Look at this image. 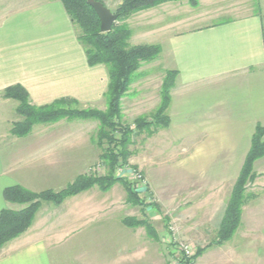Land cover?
<instances>
[{
    "label": "crops",
    "instance_id": "0c3cea01",
    "mask_svg": "<svg viewBox=\"0 0 264 264\" xmlns=\"http://www.w3.org/2000/svg\"><path fill=\"white\" fill-rule=\"evenodd\" d=\"M192 9L200 11L187 10L156 28L161 39L156 62L165 66L156 77L160 84L156 91L140 89L138 98L129 100L147 104L154 94V104L146 109L153 111L165 72H176L170 122L163 132L171 143L188 137H198V143L186 157L189 167H159L152 185L161 201L218 192L210 215L217 231L232 190L224 177L239 161L232 172L237 171L236 181L255 128L264 127V0H198ZM77 37L60 0H0V213L22 208L5 201V190L59 192L89 175L99 161V147L81 123L87 121L37 125L16 137L11 129L19 121L18 103L2 97L7 88L20 86L36 107L69 99L76 108L104 111L106 69L88 66ZM130 109L122 107L124 118ZM252 173L247 186L252 199L241 215L244 246L216 251L213 256L226 258L206 264L257 263L252 257L264 249V157L254 162ZM124 203L127 195L119 183L106 191L93 187L60 205L42 202L31 227L0 250V264H151L148 233L123 224L132 216L117 215Z\"/></svg>",
    "mask_w": 264,
    "mask_h": 264
},
{
    "label": "trees",
    "instance_id": "16d2710c",
    "mask_svg": "<svg viewBox=\"0 0 264 264\" xmlns=\"http://www.w3.org/2000/svg\"><path fill=\"white\" fill-rule=\"evenodd\" d=\"M71 23L77 29L78 41L81 44L89 67L103 66L106 69L108 85L105 93L106 108L77 109L73 100L61 99L50 105L36 107L30 104L26 91L20 86L7 88L3 98L18 103L16 113L19 121L12 125L11 134L16 137L28 135L37 125H49L60 120L96 121L97 131L93 141L99 147V160L107 172L104 176L82 175L59 192L44 191L31 193L21 187L4 191V199L10 204L22 207L18 211L5 209L0 213V250L12 240L25 233L32 225L42 202L60 205L64 200L74 197L93 187L102 191L119 183L123 186L127 203L141 209H157L153 203L146 205L141 197L146 190H136L134 183L123 178H116L114 170L119 165H127L132 153L129 150L135 135L153 136L169 126L167 110L171 100L176 72L166 71L159 90V105L152 113L136 118L131 125L122 121V99L127 95L131 85L141 76L139 69L144 64L155 62L160 54L159 45L130 46L131 30L126 22L135 14L149 11L166 3L184 2L196 8L198 0H121L111 12L117 20L110 32H100V21L87 0H60ZM102 3L103 0H95ZM264 157V127L257 126L251 137L250 149L242 169L232 187L226 209L216 231L213 245L221 246L231 240L241 224L242 208L252 199L247 193V186L252 181L253 164ZM123 224L135 229L143 227L149 236L154 230L147 219L125 218ZM204 249L197 250L195 258L203 254Z\"/></svg>",
    "mask_w": 264,
    "mask_h": 264
},
{
    "label": "rangeland",
    "instance_id": "374dc122",
    "mask_svg": "<svg viewBox=\"0 0 264 264\" xmlns=\"http://www.w3.org/2000/svg\"><path fill=\"white\" fill-rule=\"evenodd\" d=\"M103 1L109 10H114L121 0ZM187 10L191 12L200 11V9L190 8L186 3L174 2L166 3L155 9L133 15L126 22L132 35L129 40V45L131 47L138 45H159L161 39L158 38L159 34L156 28L162 24L171 23L182 18L185 16ZM163 69L165 70V66L160 60L159 62L155 61L150 64H144L139 69L138 74L141 76L131 85L127 95L122 99L121 109L123 107L126 111L132 108L130 109L131 111L126 112L125 118L122 116L123 123L131 125L135 120L132 121L130 118L131 116H136L138 118L141 115V112L148 115L155 111V109L151 112L146 110L148 109V106L154 104V94L150 96L147 104L146 102L133 103L129 99L136 100L139 96L140 89L142 91L144 87H149L153 91H156V85L160 84V81H158L156 77H160L164 73ZM148 75H151L152 78L144 81ZM77 109H80L79 105L77 106ZM81 123H84V131L94 137L98 127V124H96L97 122L87 121ZM131 127H133V125H131ZM132 141L133 143L131 147H129L132 155L129 158L127 165L117 166L114 173L118 168H123V170L127 169L126 171L128 175L139 173L147 184L144 188V190L147 189V192H144L141 197L146 199V205L153 203L157 206V209L144 210L140 207L124 203L121 205L120 210H118L117 215L119 217L132 216L138 219H147L156 236V238L147 236V247L150 253L148 259L151 264H182L183 261L187 264H206L211 263L213 258H226V254L222 257L216 255L213 256V254H221L223 250H228L229 247L244 246L243 244L245 240L242 241L243 239L240 238L245 234L244 225L242 224L238 227L233 238L222 245L223 247H221V249H218L212 244L216 234L214 228L216 225L215 223H212L213 219L210 215H212V207L218 192L215 194L212 193L211 196H208L207 193L203 194L202 192H196L181 199L176 198L172 201H161L154 190L152 180H156L159 177L158 172L155 171L157 168L163 167L164 169H168V167L170 168L174 164L179 167H189L192 164V161L186 159V157L190 150L197 145L198 137H188L181 139L178 142L171 143L167 133L162 130L158 131L153 136H147L146 134L135 135L132 137ZM238 162L239 161H233L229 166L230 171L234 172L236 170L239 166ZM218 167H220L219 169H223L221 165ZM88 172L89 175L104 176L107 172V168L105 164L99 160ZM148 172H151V176L149 177L147 176ZM232 172H230V175L227 177H224L226 180L225 185L227 188L230 187V190L235 182L236 175L234 176V174H236L237 171L234 174H232ZM129 180L131 179H128V181ZM134 181L137 184L139 183L137 180ZM129 182L133 184L132 181ZM206 195L207 199L203 200ZM212 196L214 199L209 198ZM210 200L211 202L208 203ZM205 203H207L208 207ZM136 231L145 233L143 227L137 228ZM247 242L249 243L250 240ZM71 243L72 241H68L66 244L67 247H69ZM181 244L189 245L193 250L194 256H192L190 260L184 259L183 254L177 247V245L180 246ZM202 249H204L203 254L195 258L197 250ZM257 255L259 256L252 257L256 260L258 259L256 264H264V249L260 250ZM68 258L70 257L68 256Z\"/></svg>",
    "mask_w": 264,
    "mask_h": 264
},
{
    "label": "water",
    "instance_id": "95a60500",
    "mask_svg": "<svg viewBox=\"0 0 264 264\" xmlns=\"http://www.w3.org/2000/svg\"><path fill=\"white\" fill-rule=\"evenodd\" d=\"M87 4L94 10L100 21V32L102 34L110 32L117 20V16L102 3L96 2L95 0H87Z\"/></svg>",
    "mask_w": 264,
    "mask_h": 264
},
{
    "label": "built area",
    "instance_id": "2783aa9c",
    "mask_svg": "<svg viewBox=\"0 0 264 264\" xmlns=\"http://www.w3.org/2000/svg\"><path fill=\"white\" fill-rule=\"evenodd\" d=\"M126 170L127 169L123 170V168H118L114 173L115 177L124 178L126 181H128V179H131L129 181H132L135 184L136 190H144V188L147 186L144 178L139 173L128 175ZM134 180H137L139 183L137 184ZM177 247L180 249L181 253L183 254L184 259L190 260V258L194 256V252L189 245L181 244L180 246L177 245ZM182 264H187V263L183 261Z\"/></svg>",
    "mask_w": 264,
    "mask_h": 264
}]
</instances>
